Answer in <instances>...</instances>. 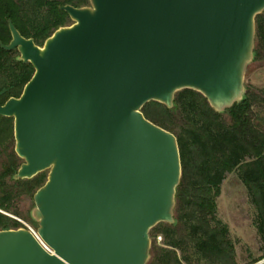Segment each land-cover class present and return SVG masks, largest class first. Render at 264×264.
I'll list each match as a JSON object with an SVG mask.
<instances>
[{
	"label": "water",
	"instance_id": "1",
	"mask_svg": "<svg viewBox=\"0 0 264 264\" xmlns=\"http://www.w3.org/2000/svg\"><path fill=\"white\" fill-rule=\"evenodd\" d=\"M40 44L10 18L5 50L32 73L0 103L21 160L45 172L26 228L0 229V264H146L149 231L174 224L176 137L144 117L148 101L200 93L217 114L245 97L254 17L264 0H87Z\"/></svg>",
	"mask_w": 264,
	"mask_h": 264
},
{
	"label": "trees",
	"instance_id": "2",
	"mask_svg": "<svg viewBox=\"0 0 264 264\" xmlns=\"http://www.w3.org/2000/svg\"><path fill=\"white\" fill-rule=\"evenodd\" d=\"M75 6L87 0H0V40L7 42L10 18L18 31L40 44L50 32L65 24L68 16L60 4ZM254 56L264 52V9L254 17ZM15 49L0 47V103L9 96H17L32 73L28 62L15 59ZM252 94L225 110L228 121L213 112L205 98L192 89L174 93L173 106L148 101L141 112L154 124L176 137L181 174L175 190L174 224L158 223L153 232L146 264H236L227 228L215 217L214 199L226 173L236 170L246 188L255 211L254 226L264 246V129L253 122ZM176 115L181 126L172 122ZM12 141V120L0 116V147L4 161H0V209L11 210L16 195L6 190L4 179L9 177L20 192L32 196L45 178L38 173L31 179L12 180L19 164L8 144ZM16 222L0 212V229L15 228ZM161 244H155V236ZM264 254V248L262 254Z\"/></svg>",
	"mask_w": 264,
	"mask_h": 264
},
{
	"label": "rangeland",
	"instance_id": "3",
	"mask_svg": "<svg viewBox=\"0 0 264 264\" xmlns=\"http://www.w3.org/2000/svg\"><path fill=\"white\" fill-rule=\"evenodd\" d=\"M69 22L70 19L68 18L65 24ZM254 45L255 39L253 47ZM243 83L245 91L251 93L253 97L251 106L253 122L264 129V52L260 51L259 54H255L246 64ZM221 117L228 121V116L225 113H222ZM172 122L175 124L173 131L176 130V125L181 126L182 124V121L176 115L172 116ZM8 149H11L15 155L13 138L11 143L8 144ZM1 150L2 146L0 147V161L3 162L4 156ZM16 158V162L19 164L21 160L17 156ZM4 183L6 190H11L13 194L16 192V195L13 197L10 206L13 211L6 212L0 209V212L16 222L17 226L15 228L27 226L35 230V225L28 216V212L33 205L31 195L20 192L21 187H19V184L14 186L9 177L4 179ZM214 203L215 217L227 228V236L233 248L234 262L236 264H248L260 257L264 246L254 226L255 211L249 201L246 188L238 179L236 170L225 174ZM152 235L153 232L149 231L151 241ZM161 239H155V244L160 245Z\"/></svg>",
	"mask_w": 264,
	"mask_h": 264
},
{
	"label": "built area",
	"instance_id": "4",
	"mask_svg": "<svg viewBox=\"0 0 264 264\" xmlns=\"http://www.w3.org/2000/svg\"><path fill=\"white\" fill-rule=\"evenodd\" d=\"M24 228L28 229V230H29V231H30V232L36 237V235H35V233H34V230H32L31 228H29V227H27V226H25ZM36 238H37V237H36ZM155 239H156V240H160V239H161V236H160V235H156V236H155ZM37 240L39 241L38 238H37ZM39 242H40V241H39ZM40 244L42 245V247H43L46 251L49 252V250L47 249L46 246H44L41 242H40ZM248 264H264V254L261 255L260 257H258L257 259H255V260L249 262Z\"/></svg>",
	"mask_w": 264,
	"mask_h": 264
}]
</instances>
